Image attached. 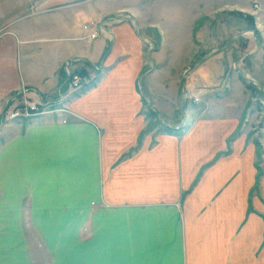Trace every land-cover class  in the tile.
Instances as JSON below:
<instances>
[{
	"label": "rangeland",
	"instance_id": "obj_1",
	"mask_svg": "<svg viewBox=\"0 0 264 264\" xmlns=\"http://www.w3.org/2000/svg\"><path fill=\"white\" fill-rule=\"evenodd\" d=\"M47 1L0 0V15L27 4L32 8L0 28V39L28 19L92 3L108 14L105 21L94 16L85 23L97 36L105 24L132 26L146 45L131 42L130 50L124 45L128 56L116 53L95 78L68 66L65 98L70 106L61 101L40 108L31 87L16 91L22 92L0 120V139L6 142L0 143V264H264V250L257 260L252 255L258 223L236 227L252 173L261 181L253 193L264 213L260 0H60L55 9L34 6ZM82 31L88 39L84 26ZM124 62L143 65L148 74L165 66L173 69L172 76L182 72L174 95L176 81L167 91L163 77L153 85L142 81L161 116L147 106L142 122L139 117L127 121L135 107L120 106L125 93L120 82L116 90L103 85ZM82 99L88 104L78 109ZM4 102L0 98V107ZM17 107L29 112L26 138L18 137L15 123L21 120L10 118ZM36 119L43 125L33 124ZM200 120L217 123L222 138L229 134L232 151L222 150L220 143L205 156L213 140L193 146ZM139 129L140 149L134 147ZM180 145L190 150L186 157H180ZM127 147L133 152L115 161ZM193 174L195 182L187 190ZM172 219L177 221L173 236Z\"/></svg>",
	"mask_w": 264,
	"mask_h": 264
},
{
	"label": "crops",
	"instance_id": "obj_2",
	"mask_svg": "<svg viewBox=\"0 0 264 264\" xmlns=\"http://www.w3.org/2000/svg\"><path fill=\"white\" fill-rule=\"evenodd\" d=\"M31 1L34 2L36 0H27L29 4ZM60 2V0H51V2H40V4L34 6H37L36 9L39 8L49 10L58 7ZM259 2L260 22L264 25V0H260ZM29 4L21 6L19 12L17 10L9 15H0V28L8 24L11 19H14L18 14L28 12L30 7ZM104 12V10L99 11L97 8H94L92 3H85V5H81L78 8L74 7V9L65 8L55 11L53 10L36 18L34 17V19L31 18L21 22V24L13 26L5 39H0V98L5 100L3 105H5L9 99L16 96L18 97L19 95H16V91L20 89V87L26 85L31 87L36 93L39 103L56 106L57 104L62 103L61 101H64V106L65 104L70 106L72 105V102L65 98V92L67 91L68 85V76L66 75L68 66H70L71 70L73 68H83L85 73L89 75V78H95L99 75V73H102V70L107 64H109V62H112L116 53H119V56H122L120 58L127 57L130 52L128 50H130L131 42L138 41L140 45H146V41L142 35L139 34V39H137L136 33L139 30L136 28L133 29L132 26L127 27L126 25H118L115 29L110 28L106 24L102 25L101 32L98 34L97 38L89 43L86 42L88 39L86 33L82 31L83 26L87 21H91L90 19L94 16H98L99 21H105V19L108 18V14ZM115 15H117V13ZM129 22L133 23L131 20ZM127 30L130 34L127 33ZM248 31L253 32L252 35L255 37L258 33L257 30L253 29ZM127 44L128 50L124 46ZM121 47L122 49L118 52V49ZM143 58L145 59V64L149 65L150 57L147 53H144ZM5 64L6 67L3 66ZM137 64L138 63L130 65V63L127 62L120 64V66L112 72L114 73L113 76H108V79L103 83V85L107 84L109 88L116 90L118 87L117 83L120 82V91L125 92L121 95L119 102L120 106L123 105V109H127L128 111L132 106L135 107L127 118V121L131 123L135 122L138 117L140 122L144 120L143 114L147 106L152 107L159 116L162 115V111L158 108L155 102H153L150 95L144 94L146 91L142 87L143 82L151 84L152 82H156V78L158 76L163 77L161 80L165 79V81L162 84V89L167 91L169 88L168 86H172L173 84L171 83L176 81L173 93L174 95L177 91V81H179L181 77L180 73H182L179 71L177 72V75L172 76L173 69L170 70L165 66L161 67L160 70H155V72L153 71V73L148 74L143 73L145 66ZM130 66H133V68L130 69ZM125 72L126 76L123 75ZM219 72L220 71L218 70L215 74L218 75ZM121 77L124 78V81ZM150 86L151 85H149V87ZM141 89L144 90V92ZM151 89L153 91L154 87ZM80 101L84 103L78 104V109L81 106L83 107L85 104H88L87 99H82ZM122 114L123 111L120 115ZM239 118L240 115L236 118L235 123L233 124V130L236 129L237 120ZM50 120L55 124V122L58 121V116L53 114L50 117ZM43 121V119H36L33 124L39 127L43 125ZM120 121H124L121 116ZM212 122L213 121L209 122L206 120H200L196 124L197 128L194 133L196 141L193 146H199L201 144L205 146L206 144L208 145V143H212L214 141L213 148L209 147L208 149L203 150V154L205 156L209 155L215 150V148L219 147L220 143L222 145V150L230 151L231 149L228 139L229 136H227L229 134L223 136L222 138L221 136L224 133L217 129L218 127L216 128L217 123ZM15 124L18 125V137L26 138L28 135V133H26V119L20 123L16 122ZM30 128L29 131H32L33 128ZM173 129L177 130L178 128L176 126ZM8 130H10L9 127ZM141 133L142 131L139 129L134 137L135 148L140 149L142 146L139 140ZM40 136L41 135L38 134L35 138H39ZM29 138L31 137H28V140ZM168 142L170 141H165L166 144ZM0 143L2 145L6 144L2 138L0 139ZM134 147H127L124 152H120L115 161L121 163L127 154L129 155L133 152ZM178 149L180 157H184V155L186 157L187 153L190 151L187 145H180ZM219 152L220 150H216L213 152V156L218 155ZM252 157L253 159L255 158L254 153L252 154ZM200 166L201 165L199 164L197 168L199 169ZM250 166L253 170L255 169L253 161H251ZM193 175V178H191L186 185L187 190L189 187H192L193 182H195V174ZM260 184L261 181H259L256 177V174L252 173L250 177V185H248L245 189L244 197H242L244 198V205L240 212V219L239 222L236 223V227L237 229L239 228V230L243 229V227L245 229L252 227L254 222L258 223V241L252 252L255 260L262 255L264 250V213L257 209L258 204L255 203L253 193L254 185L256 187ZM180 197L181 196H179L178 199ZM260 205L262 204L260 203ZM182 208L185 210L184 204L181 206V210ZM173 219L176 220V217H173ZM173 219L170 226L172 236L175 234L177 235V221L174 222Z\"/></svg>",
	"mask_w": 264,
	"mask_h": 264
},
{
	"label": "built area",
	"instance_id": "obj_3",
	"mask_svg": "<svg viewBox=\"0 0 264 264\" xmlns=\"http://www.w3.org/2000/svg\"><path fill=\"white\" fill-rule=\"evenodd\" d=\"M97 29H101V27H98ZM84 30L89 34L88 35V39H95L96 36H97V30L96 29H93L87 25H84ZM22 91H18V94H21ZM13 100V98L9 99L5 105L1 106L0 107V120L3 119V117L6 115V109L7 107L9 106L10 104V101ZM46 105H44L43 103H39V107L40 108H44ZM11 113H10V118L12 117H17L18 120H25V116H28V110L24 109V108H20V107H17V108H12V110H10Z\"/></svg>",
	"mask_w": 264,
	"mask_h": 264
}]
</instances>
